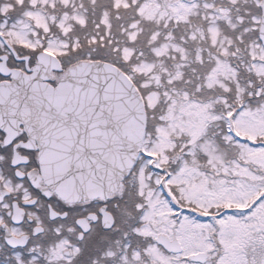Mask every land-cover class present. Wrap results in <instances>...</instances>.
I'll return each mask as SVG.
<instances>
[{
	"label": "flooded vegetation",
	"instance_id": "af4514ba",
	"mask_svg": "<svg viewBox=\"0 0 264 264\" xmlns=\"http://www.w3.org/2000/svg\"><path fill=\"white\" fill-rule=\"evenodd\" d=\"M3 1L0 0V85L12 82L16 76L36 73L42 51L56 54L44 48L39 39L32 37L25 42L17 37L10 21L12 12ZM252 1L250 24L253 18L262 17L263 0ZM50 68L49 76L54 78L48 81L56 85L67 69L63 64L59 71L55 63ZM9 110L0 108V264H264V213L252 221L245 219L248 213L264 206V165L254 170L263 177L247 203L228 204L226 196H217L212 217L198 219V202L182 198L169 185L172 177L186 173L188 188L184 195H192V189L198 188L194 183L198 180V154L177 153L178 142L164 139L160 133L163 125L148 123L153 132L147 129L145 138L152 137L149 140L153 147V140L161 136V152L155 148L147 151L142 145L130 174L107 199L68 202L58 195L42 165V143L33 125ZM188 144L190 148L194 146ZM141 174L149 176L148 183L145 178L140 182ZM215 182L224 189L228 173L219 175ZM154 191L162 197L157 203L150 196ZM164 201L172 219H162L164 214L158 204ZM231 208L237 211L222 215L223 210ZM150 210L157 211L156 215L150 216ZM108 213L113 217L110 228L104 224ZM185 215L195 226L199 222L211 226L199 247L194 243L189 248L186 243L198 235H188L187 240L177 235ZM228 217L235 221L241 218V223L234 225ZM83 218L87 221L80 222ZM7 234L23 237L26 244L11 245ZM104 237L112 239L106 241Z\"/></svg>",
	"mask_w": 264,
	"mask_h": 264
},
{
	"label": "water",
	"instance_id": "95a60500",
	"mask_svg": "<svg viewBox=\"0 0 264 264\" xmlns=\"http://www.w3.org/2000/svg\"><path fill=\"white\" fill-rule=\"evenodd\" d=\"M260 38L264 44V16ZM39 58L36 73L0 86V108L33 125L42 165L63 200H105L120 189L142 145L147 122L142 96L123 70L98 59L69 66L51 85L50 66H62L50 53ZM104 224H113L110 214ZM7 240L26 242L11 235Z\"/></svg>",
	"mask_w": 264,
	"mask_h": 264
},
{
	"label": "trees",
	"instance_id": "16d2710c",
	"mask_svg": "<svg viewBox=\"0 0 264 264\" xmlns=\"http://www.w3.org/2000/svg\"><path fill=\"white\" fill-rule=\"evenodd\" d=\"M28 1L25 0L23 5L16 8L15 16L19 17L26 11ZM148 1L150 0H69L64 4L62 0H53L44 8L50 14V29L45 32L43 27H37L38 33L44 41L49 37H57L61 44H68L67 53L76 57V61L101 58L118 64L126 72L134 74V80H137L146 97L150 92L156 91L161 107L171 103L167 93H175V96L187 93V99L200 103L213 100L212 112L235 110L231 113L232 117L237 115L242 105H248L247 108H257L260 104L262 106L264 94L261 93L260 96L257 91L263 87L264 81L256 71L249 69L252 58L235 55L230 59L220 54L215 44L211 43L208 35L211 24L207 15L208 3L202 0H153L154 4L162 6L161 9H166V14L151 15L143 9ZM169 1H176L177 9L182 7L183 2L189 5L190 11L184 15L187 17L182 19L169 12L166 5ZM42 5L39 3L40 7ZM52 16L55 17L53 22ZM82 16L84 19L80 21ZM61 17L67 19L66 25H71L67 31L64 24L58 23ZM126 48H132L129 56L123 55ZM160 48L164 51L158 52ZM199 52L201 59L198 58ZM216 56L229 60L237 71L238 80L240 78V83L246 87L247 94L238 95L234 84H231L230 91L217 84L208 85L207 76L211 73ZM144 60L154 63L152 69L158 70L159 82L153 87L147 88L143 84L151 74V70L140 72L139 66ZM179 68L182 69V74L178 71V75H175ZM170 77H173L171 81ZM153 115L157 117L158 113ZM221 128H225V125H219L218 129L210 126V131L213 136L216 134L224 139L221 133L226 131L220 130ZM262 140L263 138H258L255 143L245 139L250 143L249 146H258ZM233 210H223L222 215L234 213ZM211 217L212 214L208 216Z\"/></svg>",
	"mask_w": 264,
	"mask_h": 264
},
{
	"label": "rangeland",
	"instance_id": "374dc122",
	"mask_svg": "<svg viewBox=\"0 0 264 264\" xmlns=\"http://www.w3.org/2000/svg\"><path fill=\"white\" fill-rule=\"evenodd\" d=\"M40 1H43V7H47L50 2L53 0H29L30 5L37 6ZM64 4H66L69 0H62ZM147 1V0H146ZM240 0H230V2H234L231 5L226 4V0H211L210 2L204 1L208 3V17L211 21L209 29V38H211V43H216V48L220 49V54L223 56H243L247 57L244 51L239 55L236 54V47L233 42V38L229 37L228 39L225 37V30H235L240 31L237 38L240 40L247 39V35L250 32V29L243 28L242 21L245 19L243 15L249 14L248 12H242L240 9V4L238 3ZM25 0H4V6L6 8H18L20 5H23ZM214 2V6L216 4L219 6L218 11H210L212 3ZM244 4L252 3V0H242ZM216 3V4H215ZM182 7L176 8V1L167 2L168 11L178 17L185 19L187 16H184L185 13L190 11V6L182 3ZM165 5V2L163 3ZM27 7L22 17L20 24H14V32H17V37L28 42L33 36L35 38V28H33V24L41 26L45 29L48 28L50 17L43 14V9L40 7H34L35 9H31L33 7ZM162 6L158 4H154L153 0L148 1L143 7L151 15H165L164 13L166 9H161ZM42 10V11H40ZM174 10V11H173ZM53 17V16H52ZM55 17L52 18V22ZM83 16L79 19L82 21ZM59 25L66 26L70 28L71 25L67 24V19L65 17H61L58 19ZM73 21V20H72ZM256 19L253 18L252 26H255ZM53 48L63 49L67 47L66 43H59V41L54 40ZM51 41V45H52ZM132 48H126L123 51V55L129 56ZM164 49H158V52H162ZM184 53V49H182ZM248 57H251L253 62L249 69H253L257 72L258 76L264 81V47L257 43L256 39L250 41L248 50ZM90 56V55H88ZM201 53L199 52L198 58L201 59ZM64 63H69L72 60H76V57H70L68 60L61 57ZM216 61L214 66L211 69V73L207 76L208 85L217 84L221 86L223 89H227L226 91L231 90V84H234L237 90L238 95L243 92L247 94L246 87L240 83V78L238 80L237 71L234 67L228 62V60L222 59L219 56H216ZM247 59V58H246ZM150 61L144 60L142 64L139 66L140 72H147L151 70L155 64L149 63ZM184 66V65H183ZM157 69L154 68V75L152 73L148 75L149 79L144 81L146 87H150L155 85L156 82H159V74L157 73ZM178 71L182 74V69H177L175 75H178ZM252 71V70H251ZM173 77H170L171 81ZM229 81L231 82L229 84ZM264 85V82H263ZM178 92V91H176ZM261 93L264 94V86L261 87L257 94L261 96ZM187 94V93H186ZM177 95L167 93V97L171 100V103L168 108V117L167 120L162 124L163 127H160L159 131L162 135H165L164 139H177L173 138L174 136L180 135V133L185 132V142L182 143L183 153L186 155L198 154V180L194 182L196 184V189H192V195H184L187 192L188 183L186 178V173L182 176L172 177L170 179V189L176 190L182 198H187L189 201L198 202L200 207L208 209L212 204H214V200L217 196L221 198L226 196L224 199L228 200L227 203H231L233 201L241 202V205L247 203V199L255 192L258 187L259 182L262 180L263 174L255 173L252 170L248 169L251 163V160L256 165H264V147L262 146H249V142H246L245 139L249 141H253L255 143L258 142V138H262L264 136V103L261 104L257 108H252L248 110L245 105L241 106V110L237 113L238 116L227 118L229 122L232 123V126L229 128V133H221L225 138H219L216 134L212 135L210 131V126L218 127L219 121L222 119L220 114H216L214 111H211L213 107V100H208L206 103L195 102L191 99H187L185 95ZM153 93L148 95L149 102L153 105L157 102L156 94L152 96ZM235 110H230L229 115ZM177 133V135H175ZM174 134V135H173ZM172 135V136H170ZM206 136V137H205ZM208 136V137H207ZM210 137V139H209ZM181 138V137H180ZM198 139L197 143L195 140ZM162 141V137L158 136L153 140L152 146L147 145L148 137L145 140L146 147L149 149H154L161 152V149L158 145L159 142ZM188 143L194 145L190 148ZM172 147V146H171ZM202 155H201V152ZM236 153V154H235ZM225 154H229L230 159H226ZM249 158H245V157ZM182 167L177 169L180 172ZM236 168V169H235ZM235 169V170H233ZM233 170V171H230ZM176 171V172H177ZM145 172L147 173L146 169ZM224 173H228V182L224 185V189H220L219 186H216L215 179L219 175H223ZM193 174V173H191ZM256 179H252V178ZM139 178V177H138ZM146 180L148 183L149 176H144L141 174V179ZM195 178V176H194ZM260 179V181H259ZM249 183V185H247ZM194 188V187H192ZM230 192L228 194L227 193ZM217 194V195H216ZM221 194V195H220ZM243 196L242 201H240V197ZM152 199H154V203L158 202L159 199H162L160 192L154 191V193H150ZM258 194H256V197ZM160 212L164 214L162 215V219H168V213L171 211L167 203L165 201L163 203L158 204ZM150 216L156 215V212L148 211ZM261 213H264V206L262 208H256L254 211L250 212L245 216V219H250V221L255 220V217L261 216ZM234 221V225H237L238 222L241 223V218H238L235 221L233 217H228ZM172 219V218H171ZM170 219V220H171ZM182 226L177 230V235L182 237L184 240H187L186 237L188 235H194L198 237H194L191 240H188L186 243L188 247L191 246L189 244L198 243V247L203 244L201 241L203 238L206 239V235H208V230L211 229V226L208 222H199L196 226L190 223V217L185 215L183 218ZM244 219V218H242ZM167 220V221H168ZM147 221V220H146ZM154 225V224H153ZM156 226V225H155ZM209 228V229H208ZM206 231H205V230ZM176 233V232H175ZM120 236H122L121 232H118ZM104 239L107 241L108 239H112L110 237ZM210 246V243H208Z\"/></svg>",
	"mask_w": 264,
	"mask_h": 264
}]
</instances>
